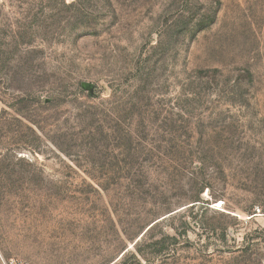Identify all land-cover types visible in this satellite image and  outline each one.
<instances>
[{
  "label": "rangeland",
  "instance_id": "obj_1",
  "mask_svg": "<svg viewBox=\"0 0 264 264\" xmlns=\"http://www.w3.org/2000/svg\"><path fill=\"white\" fill-rule=\"evenodd\" d=\"M264 264V0H0V264Z\"/></svg>",
  "mask_w": 264,
  "mask_h": 264
},
{
  "label": "built area",
  "instance_id": "obj_2",
  "mask_svg": "<svg viewBox=\"0 0 264 264\" xmlns=\"http://www.w3.org/2000/svg\"><path fill=\"white\" fill-rule=\"evenodd\" d=\"M7 264H28L27 262L24 261H18V260H10Z\"/></svg>",
  "mask_w": 264,
  "mask_h": 264
}]
</instances>
